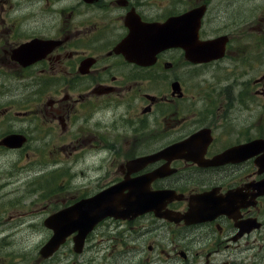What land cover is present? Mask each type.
Returning a JSON list of instances; mask_svg holds the SVG:
<instances>
[{"label":"flooded vegetation","instance_id":"flooded-vegetation-1","mask_svg":"<svg viewBox=\"0 0 264 264\" xmlns=\"http://www.w3.org/2000/svg\"><path fill=\"white\" fill-rule=\"evenodd\" d=\"M185 1L0 0V169L4 170L8 164L7 169L13 170L16 176L15 180L4 184L9 186L5 189L16 187L21 175L23 180L29 178L24 173L31 168L44 166L42 169H45L54 162L77 164L78 153L82 155L91 147L105 146L104 124L95 126L90 123L96 116L103 121L102 102L134 98L142 92L140 89L145 82L149 89L141 94L144 116L163 112L160 105L168 108L179 98H185L183 84L187 72L191 67L205 65H192L184 59L180 48L166 49L153 62L146 59L151 63L127 61L123 53L143 54L139 49L145 24H164L173 20L174 34L179 36L182 44L197 42L188 23H181L179 17L199 6L206 7L199 39L207 41L223 37L218 34L229 33V30L215 29L211 34L206 31L205 21L211 8L209 0H189L186 8L177 9ZM227 4L222 11L226 12ZM214 12L209 21L222 17L219 9ZM153 13L162 14L163 18L154 19L151 17ZM241 32L245 40L243 29ZM125 40L127 43L123 45ZM229 53L226 47V56ZM263 79L254 83H261L264 87ZM124 82H131L130 87L122 85ZM88 84L92 85L86 90ZM260 93L254 94L261 96ZM88 116L91 117L89 120ZM183 120L175 110L172 121L164 120L165 128H175ZM185 137L169 135L160 139L175 144ZM152 139L154 143L157 140ZM254 140L253 137L240 142L229 140L219 145L214 140L210 142L212 145L206 149L203 160L218 158L217 166H200L197 162L204 163L200 158L173 157L179 154L160 155L162 158L147 164L128 165L137 158L156 155L159 151L147 147L140 152L143 146L136 143L130 146L137 148H127L123 144V149L118 151L112 144L106 145L110 153L109 163H121L117 171L113 170L110 177L93 178L89 188L86 184L85 188L82 185L77 190L67 191L64 181L58 183L50 193L61 194L60 201L54 206L55 210L50 202L55 201L54 198L43 201L44 211L37 213L43 217L39 224L44 227L46 219L80 199L91 198L106 187L121 186L118 193L129 204L143 202L154 209L126 221L103 220L93 231L99 232L87 237L80 254L73 253L75 242L70 236L63 246L66 248L63 258L65 255L78 258L87 254L88 245L93 240L106 238L112 241L114 248L123 241V232L119 230L128 225L130 235L140 229L144 232L139 236L156 240L148 242L146 255H139L135 244L138 240L130 241L133 246L126 247L124 255L116 257L117 262L264 264V142L254 145L252 157L247 159L226 154L228 149ZM256 140L264 141V136ZM30 146L38 149L29 151ZM8 178L13 176L8 175ZM207 200L216 201L218 205L210 208ZM33 202L24 199L19 210L31 209ZM26 214L21 212L2 217L1 213L0 232L5 231L4 223ZM185 216L187 219L183 220ZM150 220L158 225L148 227L146 224ZM22 222L15 223L19 228H30L29 222ZM168 222L182 229H172L165 225ZM19 234L31 233L22 231ZM35 255L38 259L34 264H40L43 259L37 253Z\"/></svg>","mask_w":264,"mask_h":264},{"label":"rangeland","instance_id":"rangeland-1","mask_svg":"<svg viewBox=\"0 0 264 264\" xmlns=\"http://www.w3.org/2000/svg\"><path fill=\"white\" fill-rule=\"evenodd\" d=\"M155 1L163 2V0ZM188 3L189 0L179 4L177 9L186 8L190 4ZM209 3H211V8L205 21L206 31L211 34L215 29L229 30L227 35L230 39L228 37L227 48L230 53L223 61L222 59L215 61L211 63L212 65L201 68L191 67L184 77L185 98H179L168 108L160 105L163 112L157 111L145 116L142 113L141 107L144 106V101L141 99V94L149 89L146 82L141 86L142 92L134 98L102 102L100 110L103 113V121L100 120V116L92 118L88 116V120L91 118L90 123L95 126L104 124L105 146L112 144L115 151H118L123 149V144L127 148H137V146H130L136 143V145L143 146L140 148V152H143V148L158 149L166 146L167 141L160 137L192 135L204 128L212 131L214 142L218 145L226 144L229 140L240 142L243 139L264 136V87L261 83L258 84L259 86L254 83L264 78V0H209ZM226 3L228 4L225 12L222 10ZM218 9L222 12L220 13L222 17L209 21L214 11ZM151 17L163 18L162 14L158 13L151 14ZM241 29L246 34L245 40ZM227 35L218 34V36L226 37ZM115 81L119 82V79ZM141 81L144 82L145 79ZM91 85L88 84L86 90L90 89ZM122 85L130 87L131 82H124ZM254 93L262 95L257 97ZM175 110L178 111V117L184 120L177 127L166 129L164 120L172 121ZM117 138L124 139L117 142L115 141ZM152 138L157 139L155 143ZM37 149V146H30L29 151ZM108 157L109 153L104 147V150L100 151L95 149L82 155L78 153L77 164L54 162L45 166L46 170L42 169L44 166L41 169L31 168L24 173L30 177L23 180L21 175L18 178L19 183L12 189H5L9 186H4V184L10 183L8 180L16 179L14 171L7 169L8 164L4 170L0 169V214L6 217L21 212L28 213L22 217H14L10 223H4L5 231L0 232V264H34L38 259L35 255L36 253L39 255L38 249L46 244L51 236L43 228V224H39L43 217L38 216L37 213L40 210L44 211L43 201L54 198L55 201L50 202L51 208L55 209L54 206L60 201L61 194L50 192L55 190L58 183L62 181L67 191H74L82 185L85 188L86 184L89 188L93 178H104L106 175L110 177L112 171L116 170L121 163L112 162L110 164ZM49 171L52 172L46 174ZM8 175L13 178L7 179ZM66 196L69 197V194L67 193ZM24 199L27 202L33 200V206L31 209L26 207V210L20 211L19 208ZM67 201L69 202L70 199L68 198ZM6 220H9L8 217ZM16 221L29 222L30 228H19ZM2 223L3 219L0 218V224ZM146 225L148 227L157 226L158 223L150 220ZM165 225L172 229H182L169 222ZM127 229L128 225H125L119 230L123 232V241L114 248L112 241L106 238L93 240L88 245V253L81 257L71 258L65 255L63 258L62 253L66 251V248L62 247L56 253V257L53 256L54 259L48 258L40 264H49L52 261H56L55 264H124L121 260L117 262L116 257L123 256L126 252L125 248L133 246L130 241L134 239L138 240L135 244L139 255H146L149 252L148 242L156 239L139 236L144 232L140 229L136 230L134 235H130ZM22 231H28L31 234L20 236L19 233ZM98 232L99 230L94 234ZM168 247L170 248L169 245Z\"/></svg>","mask_w":264,"mask_h":264},{"label":"water","instance_id":"water-1","mask_svg":"<svg viewBox=\"0 0 264 264\" xmlns=\"http://www.w3.org/2000/svg\"><path fill=\"white\" fill-rule=\"evenodd\" d=\"M201 12L202 11L199 8L188 13V16H190L189 27L191 28L193 36H197L198 22L202 16ZM147 30H152L155 32V36L151 40L152 52H155L156 50H163L166 49V47L173 46V37L168 36L170 34H173L171 22H168L167 24L161 26L157 24L145 25L146 34H148L146 32ZM224 39L225 38H221L209 42L194 41L192 45L183 46V49L186 51L187 60H193V57L191 55L192 53H198L199 56H208L209 58L202 59L203 62H210L213 59L222 57L224 53ZM200 135L201 133L194 137H198ZM193 138H191V140ZM191 140L188 139L183 144L190 145L189 143ZM181 145L182 144H178L177 146L170 147L169 149L164 151L170 152L171 150H182L184 149V147H181ZM140 161L147 162L149 161V159ZM206 204L208 205V207L213 208L218 205V202L207 200ZM143 205L145 207L143 206L133 208V205H130L128 201L123 202V200L119 199L118 195L116 194L115 187H113L112 189L104 190L102 191V193H99L91 199L83 200L79 204L73 206L68 210V213L65 210L64 212H66V214H62L61 216L59 215L57 217V223L63 226L64 231L58 232L56 236L52 240H50V244H48L45 249L53 250L55 248H58V244L60 241H62L63 237L68 236L70 233L76 230H78L80 233L78 239L81 241L85 237V235L91 231L92 227L97 222L103 220V218L105 217L109 216L126 219L127 217H130V215L147 212V205Z\"/></svg>","mask_w":264,"mask_h":264}]
</instances>
